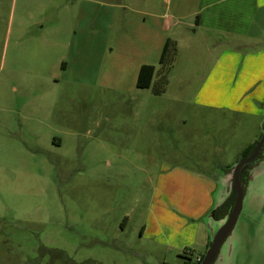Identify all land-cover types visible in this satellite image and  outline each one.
Listing matches in <instances>:
<instances>
[{"label":"rangeland","instance_id":"374dc122","mask_svg":"<svg viewBox=\"0 0 264 264\" xmlns=\"http://www.w3.org/2000/svg\"><path fill=\"white\" fill-rule=\"evenodd\" d=\"M199 1H50L17 66L20 2L0 0V264H181L205 250L217 180L263 134L264 0H227L239 34L196 26ZM143 64L157 71L142 89ZM259 216L239 220L237 264H264Z\"/></svg>","mask_w":264,"mask_h":264},{"label":"water","instance_id":"95a60500","mask_svg":"<svg viewBox=\"0 0 264 264\" xmlns=\"http://www.w3.org/2000/svg\"><path fill=\"white\" fill-rule=\"evenodd\" d=\"M262 133L260 140L253 149V155L244 161L233 164L231 170L228 173L224 172L217 180V189L213 195V205L206 216L203 217L210 241V246L205 257V264H211L213 261L214 264H237L234 255L238 259L237 252L241 245V239L237 229L239 220L248 207L252 205L256 207L257 211L263 217L261 218L259 216L264 224V159L253 166L247 190L245 193L239 190L237 201L232 211L224 219L219 220L217 218L218 210L223 206L232 191L234 180L235 182L238 180L237 175L240 168L243 164H248L263 149L264 120L262 122ZM252 200L254 201L251 203ZM249 219L253 221L251 216ZM258 228H262V226L259 225ZM255 231L257 232L256 226ZM226 246L227 254L225 255L224 248ZM217 254L219 255L216 259Z\"/></svg>","mask_w":264,"mask_h":264},{"label":"crops","instance_id":"0c3cea01","mask_svg":"<svg viewBox=\"0 0 264 264\" xmlns=\"http://www.w3.org/2000/svg\"><path fill=\"white\" fill-rule=\"evenodd\" d=\"M30 1L31 0H16V5H15V10L17 8V3L20 2V15H19V20L17 19V24H16V32L14 33V37H13V32L10 29V35L8 40L11 41L13 43V45L15 46V48H12V51L14 52V54H12L14 59L15 64L18 66V64H20L21 61V47L24 43L23 41V37L27 36L31 41L30 43H34L36 42L39 43L36 40H41L46 33L48 32L49 28L45 25V20L46 18L49 17V12L50 10H52V7H54V2L53 0H45L44 2H40L42 4L38 5L36 8H33V12H31L28 16L30 17V19H27L25 16V13L27 14L28 12L25 10H31L29 7L30 6ZM167 2L169 0H166ZM260 0H256V2L258 3ZM27 6V7H26ZM36 5H32V7H34ZM259 6V3H258ZM264 4L262 6H259V8H263ZM39 8H43L42 11L36 12L37 10H39ZM215 8V9H214ZM211 10L214 9L211 13H208L207 16L205 14V10ZM24 10V11H23ZM191 16H194L196 19V26H201L204 22V18L206 17L209 20V27L213 30V31H217V32H224L227 33V31L234 33V34H239L235 29H233V27L227 26V0H210L209 3H206L205 5H202V0L199 1V5L197 7V9L193 10L192 12H190ZM33 16H37L36 19H32ZM179 17L184 18L185 16L182 15H178ZM168 22L170 23L171 19L168 18ZM50 22V21H49ZM229 22V21H228ZM34 29L35 30H39L38 32L34 31H30V29ZM27 34V35H25ZM39 35V37H37ZM14 38V39H13ZM10 42V44H11ZM6 44V43H5ZM7 45V44H6ZM6 47H4V50H6ZM9 48V47H8ZM8 50H6L7 52ZM7 56V53H6ZM11 59V60H12ZM15 67V69H18V67ZM8 114H11V118H14V112H7ZM180 215V213H179ZM181 219H188L187 216L185 215H181L180 216Z\"/></svg>","mask_w":264,"mask_h":264},{"label":"flooded vegetation","instance_id":"af4514ba","mask_svg":"<svg viewBox=\"0 0 264 264\" xmlns=\"http://www.w3.org/2000/svg\"><path fill=\"white\" fill-rule=\"evenodd\" d=\"M253 152L254 151H252L249 154H244L242 159L238 161L237 163L244 161L247 158L251 157L253 155ZM263 159H264V143H263V149L259 151L258 155L254 157V159L249 161L248 164H243L242 167L240 168L238 175H237V179H238L237 182H235L234 180L233 185H232V191L229 197L226 199L223 206L217 212V218L219 220L224 219L227 216V214L232 211L233 207L236 204L239 190H242L243 193L246 192L247 187L249 185V181L251 177V170L253 169V166L260 163ZM230 170H231V166H229L225 172L228 173ZM209 246H210V241H209V234H208V243H206L205 250L199 254H195V252L191 250L184 251V253H182L183 262L181 264H205L206 263L205 257H206V253L208 251ZM218 255L219 254L216 255V259ZM211 264H214V261Z\"/></svg>","mask_w":264,"mask_h":264},{"label":"trees","instance_id":"16d2710c","mask_svg":"<svg viewBox=\"0 0 264 264\" xmlns=\"http://www.w3.org/2000/svg\"><path fill=\"white\" fill-rule=\"evenodd\" d=\"M170 46H171V41L167 40L165 45H164L163 51H162V55L160 58V64L165 63L166 58H167V53L169 52ZM156 71H157V67L155 65L143 64L140 68V71H139L138 80H137V87L142 88V89L143 88H150L152 83H153V79H154V76L156 74ZM157 91H159V90H157ZM256 143L249 146L245 150L244 154L251 153L253 151Z\"/></svg>","mask_w":264,"mask_h":264}]
</instances>
